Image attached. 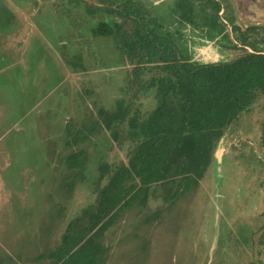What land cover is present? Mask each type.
I'll use <instances>...</instances> for the list:
<instances>
[{
	"label": "rangeland",
	"instance_id": "obj_1",
	"mask_svg": "<svg viewBox=\"0 0 264 264\" xmlns=\"http://www.w3.org/2000/svg\"><path fill=\"white\" fill-rule=\"evenodd\" d=\"M135 1L164 31H177L195 60L240 53L180 24L174 0ZM236 1L241 20L264 26V0ZM121 7L117 0H0V264H62L51 255L67 247L70 223L73 238L96 232L105 264H264V96L220 139L196 190L171 204L155 184L146 205L141 197L102 234L85 231L98 182L107 179L100 167L127 162L132 147L128 124L115 140L99 110L124 101L129 116L142 119L157 106L155 87L131 86L134 64L113 38L92 34L99 21L122 22ZM159 71L149 65L143 84ZM80 150L84 168H69L68 156Z\"/></svg>",
	"mask_w": 264,
	"mask_h": 264
},
{
	"label": "trees",
	"instance_id": "obj_2",
	"mask_svg": "<svg viewBox=\"0 0 264 264\" xmlns=\"http://www.w3.org/2000/svg\"><path fill=\"white\" fill-rule=\"evenodd\" d=\"M117 1L122 5L118 11L122 22L99 21L92 34L113 38L134 64L131 86L155 87L157 106L142 119L138 112L129 116L131 110L124 101L115 110H99L101 126L115 140L119 141L120 126L125 123L132 140L127 162L100 167L101 178L107 179L102 185V180L98 182L93 222L85 230L100 234L141 197L140 204L146 205L148 191L155 184L164 186L165 200L171 204L196 190L220 139L264 96V47L260 45L264 38L254 35L259 29L264 31V26L243 25L231 0V9L227 0H174L171 12L180 24L203 30L222 47L240 52L217 62L195 60L178 32L164 31L160 18L135 0ZM149 65L160 71L143 84L141 76ZM85 154L84 150L70 154L68 167L83 169ZM71 227L72 223L63 237L67 247L51 257L62 264H105L106 249L97 241L96 232L73 238Z\"/></svg>",
	"mask_w": 264,
	"mask_h": 264
},
{
	"label": "water",
	"instance_id": "obj_3",
	"mask_svg": "<svg viewBox=\"0 0 264 264\" xmlns=\"http://www.w3.org/2000/svg\"><path fill=\"white\" fill-rule=\"evenodd\" d=\"M232 3H233V8H234L236 17L242 24H244L245 26H254V25H258L259 26L260 25L259 23H251V22H245V21L241 20L237 1L236 0H232Z\"/></svg>",
	"mask_w": 264,
	"mask_h": 264
}]
</instances>
